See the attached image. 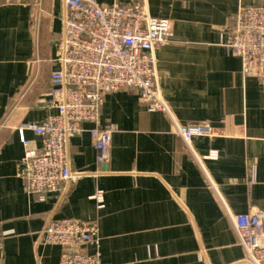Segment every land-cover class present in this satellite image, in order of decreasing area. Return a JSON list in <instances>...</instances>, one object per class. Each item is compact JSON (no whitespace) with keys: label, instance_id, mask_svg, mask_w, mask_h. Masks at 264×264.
Here are the masks:
<instances>
[{"label":"crops","instance_id":"obj_1","mask_svg":"<svg viewBox=\"0 0 264 264\" xmlns=\"http://www.w3.org/2000/svg\"><path fill=\"white\" fill-rule=\"evenodd\" d=\"M143 4L171 20L155 50L156 81L168 112H149L137 92L104 95L101 126L116 125L101 164L90 129L69 140L75 179L42 198L27 190L20 129L49 113L39 103L60 68L64 0H0V236L2 264H59L64 249L39 234L53 219L95 221L106 264H253L233 215L264 211V84L245 76L225 46L241 7L264 0H97ZM181 125L212 129L186 142ZM29 147L42 137L24 130ZM102 191L103 207L94 198ZM264 264V262H262Z\"/></svg>","mask_w":264,"mask_h":264},{"label":"built area","instance_id":"obj_2","mask_svg":"<svg viewBox=\"0 0 264 264\" xmlns=\"http://www.w3.org/2000/svg\"><path fill=\"white\" fill-rule=\"evenodd\" d=\"M66 16L60 68L52 73V87L41 94L39 103L54 110L41 122L20 129L25 154L21 159L27 190L42 198L59 194L75 179L67 145L80 135L83 124L94 127L90 135L101 164L110 158L116 125L101 126L104 95L113 91L137 92L149 112H168V105L156 81L155 50L172 37L171 20L150 15L141 3L101 4L97 0H64ZM227 49L239 57L242 73L264 84V6L241 7L228 25ZM42 137L41 150L29 147L24 130ZM176 135L190 142L211 135L202 125H181ZM94 198L103 207V193ZM234 227L253 264L264 262V211L251 210L232 217ZM44 244L59 245L64 251L59 264H106L97 249L80 250L81 245L99 247L95 221L53 219L39 234ZM76 248L78 250L76 251ZM4 238L0 236V264Z\"/></svg>","mask_w":264,"mask_h":264},{"label":"water","instance_id":"obj_3","mask_svg":"<svg viewBox=\"0 0 264 264\" xmlns=\"http://www.w3.org/2000/svg\"><path fill=\"white\" fill-rule=\"evenodd\" d=\"M78 250V248H76V251Z\"/></svg>","mask_w":264,"mask_h":264}]
</instances>
